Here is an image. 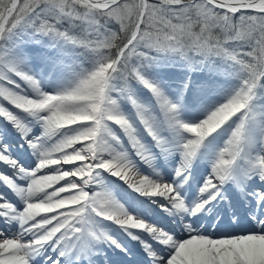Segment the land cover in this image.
Masks as SVG:
<instances>
[{
  "label": "snow or ice",
  "instance_id": "snow-or-ice-1",
  "mask_svg": "<svg viewBox=\"0 0 264 264\" xmlns=\"http://www.w3.org/2000/svg\"><path fill=\"white\" fill-rule=\"evenodd\" d=\"M0 165V264H264V0H0Z\"/></svg>",
  "mask_w": 264,
  "mask_h": 264
},
{
  "label": "bare ground",
  "instance_id": "bare-ground-1",
  "mask_svg": "<svg viewBox=\"0 0 264 264\" xmlns=\"http://www.w3.org/2000/svg\"><path fill=\"white\" fill-rule=\"evenodd\" d=\"M16 142H18L17 140L14 142V139H11V144H17ZM22 142V141H20ZM18 142V143H20ZM16 148V147H14ZM15 154L21 159L22 162H24L25 164H30L32 161L29 157V153L26 150V146L25 148L21 149V148H16V152ZM0 170L2 171H10L9 169H7L6 166L4 165H0ZM142 171L145 172V174H148L151 170L147 168V166H144V168L142 169ZM162 171H166V172H170L171 169H162ZM166 178H170L167 177ZM122 182L117 181L115 186H119L121 185ZM123 187H126V185H124ZM1 190H4L2 188H0ZM196 189L195 186H193L192 189L189 190V194H192L194 196ZM153 219L157 220L158 222L161 223H165L167 224V220L163 221V219L161 220L159 216L154 215ZM116 235L119 237V239L126 244V247L130 250L131 255L128 254H124L121 253L118 249H114L111 247L105 248V253L107 255V257L110 258V264H123L127 263V264H145V260H144V256L142 254V249L139 247L138 242L136 241H132L129 238H127L126 236H124L122 233H120L119 231L116 232ZM46 255H53V258H55V254L54 253H47ZM100 264H103V260L101 259Z\"/></svg>",
  "mask_w": 264,
  "mask_h": 264
},
{
  "label": "rangeland",
  "instance_id": "rangeland-1",
  "mask_svg": "<svg viewBox=\"0 0 264 264\" xmlns=\"http://www.w3.org/2000/svg\"><path fill=\"white\" fill-rule=\"evenodd\" d=\"M11 139H14V142L17 140L18 142H20V139H19V136L14 132V131H9V133H8V137H7V140H8V142L11 144ZM18 142H16L17 144H11L13 147H16V148H19L18 147V145L20 144V143H22V142H20V143H18ZM1 190V189H0ZM126 245V244H125Z\"/></svg>",
  "mask_w": 264,
  "mask_h": 264
}]
</instances>
